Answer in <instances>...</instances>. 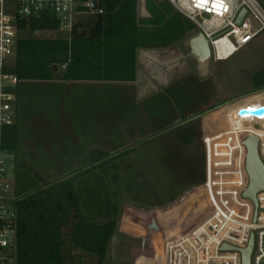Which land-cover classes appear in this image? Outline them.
<instances>
[{"label": "rangeland", "instance_id": "374dc122", "mask_svg": "<svg viewBox=\"0 0 264 264\" xmlns=\"http://www.w3.org/2000/svg\"><path fill=\"white\" fill-rule=\"evenodd\" d=\"M153 1L163 6L167 14L176 9L168 0ZM258 1L264 8V0ZM151 2L152 0L146 1V10L151 7ZM142 11L141 5L140 12ZM181 17L186 18L184 15ZM155 24L157 23L153 22L152 25ZM194 26L197 31V26ZM160 30L164 33L170 30L173 35L171 37L175 39L169 44L170 50L176 51L179 58H185L189 70L171 75L172 80L170 79L167 89L147 101L140 130H129L125 123L112 120H106L102 123V128L100 126V129H94V119H98V114H92L91 106L94 100L101 101L104 94L102 92L86 91L79 89L75 83H70L71 86L68 85L59 96L71 112L68 120L71 130L66 132L63 129L65 136L57 134V137L61 135L64 140L62 144H65V149H73L72 144L76 140L73 136L79 134L80 138L81 132L85 136L92 135L91 139L98 137L103 141L108 140L109 146L126 145L120 149L125 152L122 156H118L120 151L106 152L99 156L96 150H85L82 155L70 153L67 156L77 159L70 160L71 162L79 161V169L101 159H111L105 166V171L112 193L111 202L118 207V212L108 217L116 219V226L102 264H155L157 244L150 227L152 221L157 225L163 245L166 237L189 230L204 216L207 210L205 196L198 193L199 185L196 186L197 181L204 178L203 137L226 129V112L232 105L264 100V88H256L252 82L254 75L264 69V32L227 59L215 61L211 58L203 65V70L188 49V39L186 46L183 38L177 37L174 28L168 29L166 24ZM67 34L49 31L40 36L64 39ZM169 39L168 37L166 40ZM64 83L60 80L58 82ZM26 84L28 83H24L25 89L28 87ZM34 84L35 88H31L33 91H28L27 96L29 93L38 94L39 91V99L43 100V90L46 88L37 90L38 83ZM52 92L59 93L55 88ZM113 94L120 95L119 91ZM99 95L101 97L98 98ZM47 115L48 112L43 117L39 116L38 120L43 122ZM57 121L59 123L54 122L57 126L64 123L61 119ZM31 123L26 119L22 124L24 130L21 131L18 122V147H22L25 136H32L31 133L35 132ZM190 129V140L186 141L185 133ZM55 134V131L51 132V135ZM44 135V138H51L48 132ZM99 139L94 140L98 142ZM127 142L130 143L124 144ZM28 153L27 150L21 151L19 163L36 174L40 183L70 176L79 170L69 171L70 161L67 158L56 156L47 160L32 157ZM113 165L118 174L116 182L110 180V175L114 172ZM82 214L89 215L85 207ZM92 218L97 222L106 219L95 216ZM75 223L76 219L72 214L70 225L62 231L64 239H68ZM62 257L63 264H99L98 254L77 248L70 242L64 246Z\"/></svg>", "mask_w": 264, "mask_h": 264}, {"label": "trees", "instance_id": "16d2710c", "mask_svg": "<svg viewBox=\"0 0 264 264\" xmlns=\"http://www.w3.org/2000/svg\"><path fill=\"white\" fill-rule=\"evenodd\" d=\"M98 3L103 12L80 18L64 39L40 36L59 31V22L50 13L21 19L15 60L10 68L19 82L132 81L138 48L164 47L175 40L170 30L166 33L160 30L164 24L168 29L174 28L179 38L195 30L192 21L175 12L167 14L153 0L148 8L152 15L149 18L140 16L141 0H98ZM153 22L157 24L152 25ZM252 82L256 88H264V69L254 75ZM191 133V129L186 131V141ZM18 139L17 117L12 125L4 126L2 136L4 147L15 158L17 264H63L62 250L68 242L98 254L102 264L116 226V219L108 217L118 212L111 202L105 171L111 159L95 161L70 176L40 183L36 174L16 159ZM123 154L120 152L118 156ZM113 170L110 180L116 182L115 165ZM82 206L88 210V216L82 214ZM72 214L76 223L68 239H64L62 231L70 225ZM93 216L106 219L97 222Z\"/></svg>", "mask_w": 264, "mask_h": 264}, {"label": "built area", "instance_id": "2783aa9c", "mask_svg": "<svg viewBox=\"0 0 264 264\" xmlns=\"http://www.w3.org/2000/svg\"><path fill=\"white\" fill-rule=\"evenodd\" d=\"M168 1L203 33L215 61L231 57L264 32V8L258 0ZM242 10L245 13L239 19ZM96 12L103 9L98 2L93 9L92 0H0V264H17L15 158L4 147L2 136L4 126L15 121L19 78L10 68L19 21L50 13L59 22V32L70 33L80 18ZM260 106L264 100L232 105L226 112V129L203 137L204 178L196 186L205 196L207 210L189 230L164 239L163 264H243L241 250L248 246L251 234L250 264H264V189L256 195L257 205L244 195L250 182L244 142L250 135L258 138L264 165V114L239 113L242 108Z\"/></svg>", "mask_w": 264, "mask_h": 264}, {"label": "crops", "instance_id": "0c3cea01", "mask_svg": "<svg viewBox=\"0 0 264 264\" xmlns=\"http://www.w3.org/2000/svg\"><path fill=\"white\" fill-rule=\"evenodd\" d=\"M147 1V0H146ZM176 14H181L176 9L174 10ZM140 16L142 17H151V13L149 10H143L140 12ZM183 16V14H182ZM195 30L187 31L184 35L183 40L185 45L187 46L188 39V49L191 53L189 39L194 36ZM171 45H167L164 47H140L136 50L135 60H136V71H135V79L132 81H64V84H58L61 79H53L47 81H23L19 82L15 87L16 91V99L13 104V108L15 111V118L18 117V122L20 123L21 131L24 130L23 122L28 119L32 122L31 127L35 128V132H32V136L28 133V136L24 138L22 141V147L19 145L17 157L16 159L19 161L21 158V151L27 150L32 157H40L42 159H51L56 156H60L62 159H66L67 156L72 154L85 153V150H96L99 152V156L105 154L106 152H115L120 151L123 146L119 147L112 144H109L108 140L103 141V139H99L92 137L89 135L85 136L83 132H81V136L79 138V134L75 135L73 142V149L68 151L67 148L64 147L65 144H62L64 140L61 135L65 136L63 133V129L67 132L71 127L69 126V115L70 111L67 110V105L63 98L59 97L60 92L62 94L63 90L68 88V85L71 86L70 83H75L74 85L79 87V89H84L86 91L90 90L92 92H102L104 93L101 97V101L94 100L95 102L91 106L92 114H98V119H94V129H100L103 127L102 123L106 120H112L114 122H122L125 123V127H129V130L135 129L136 131L140 130L142 124L141 120H143V114L146 111V103L150 98L156 97L158 94H162L167 89L170 79L172 80V76L175 73H179L183 70L184 73L189 70V64L185 60L184 57L179 58L177 56L176 51L171 52ZM170 50V51H169ZM191 55L195 58V61L198 62V65L204 70L203 65L204 62H201L196 56L192 53ZM179 59L178 61H176ZM176 61V62H175ZM207 65V64H206ZM208 67V66H207ZM207 69V68H206ZM172 75V76H171ZM69 84H66V83ZM24 83L30 89L24 88ZM37 84V90L46 88L43 90L45 95L43 96V100L39 99L40 92L38 94L33 93L27 96L28 91H33L35 88V84ZM72 84V85H73ZM32 88V89H31ZM57 89L58 94H54L52 89ZM119 91L120 95H114V92ZM98 94V93H97ZM54 98H53V97ZM50 98V99H49ZM103 99V100H102ZM237 104V103H236ZM89 110V111H91ZM44 112V113H42ZM44 121L40 122L38 119L39 116H44ZM70 112V113H69ZM84 116V115H83ZM30 117V119H29ZM41 117V118H42ZM49 118V120L47 119ZM75 118V117H74ZM64 120L61 126H57L59 121ZM92 119V118H91ZM89 119V121L91 120ZM57 123H54V122ZM78 121L76 120L75 123ZM133 122V123H131ZM61 123V122H60ZM36 125V126H35ZM27 126V125H26ZM32 127V128H33ZM28 128V127H27ZM112 129V128H111ZM55 131V135H51V132ZM48 132V136L44 138V133ZM58 132V133H57ZM61 134L57 137V134ZM118 134V133H117ZM43 137V138H41ZM94 139H99L100 141L96 142ZM61 142V143H60ZM87 143V144H85ZM130 142L124 143L128 144ZM62 146H61V145ZM79 145L81 148H79ZM107 145V146H106ZM104 146V147H103ZM106 146V147H105ZM104 148V149H103ZM55 155V156H54ZM79 158V157H78ZM79 159H84L83 157ZM66 160H77L74 156L67 158ZM93 160V159H92ZM78 162V163H76ZM79 161H70L68 165L69 171L79 169Z\"/></svg>", "mask_w": 264, "mask_h": 264}, {"label": "water", "instance_id": "95a60500", "mask_svg": "<svg viewBox=\"0 0 264 264\" xmlns=\"http://www.w3.org/2000/svg\"><path fill=\"white\" fill-rule=\"evenodd\" d=\"M97 0H92V8L97 9ZM143 10H145L146 0H141ZM245 10H242L239 19L244 15ZM191 53L196 56L201 62H208L211 59V50L208 40L205 38L203 33L197 32L194 36L189 39ZM240 114L251 113V114H264V106L257 108H242L239 111ZM247 147L246 167L250 178L249 186L245 191L244 195L253 200L257 205V193L264 189V165L258 154V138L255 135H250L245 140ZM151 230L157 244V255L155 264H163L162 255V241L159 235L157 225L154 221L151 222ZM254 235L251 234L248 246L241 250L243 264H250L251 253L253 249Z\"/></svg>", "mask_w": 264, "mask_h": 264}, {"label": "snow or ice", "instance_id": "6c2138e0", "mask_svg": "<svg viewBox=\"0 0 264 264\" xmlns=\"http://www.w3.org/2000/svg\"><path fill=\"white\" fill-rule=\"evenodd\" d=\"M196 2H198V3H207L208 0H196ZM215 2L216 3H220V2H222V0H215Z\"/></svg>", "mask_w": 264, "mask_h": 264}]
</instances>
